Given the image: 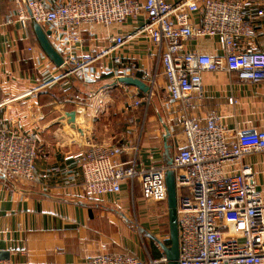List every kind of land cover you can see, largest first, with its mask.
<instances>
[{
    "label": "crops",
    "instance_id": "obj_1",
    "mask_svg": "<svg viewBox=\"0 0 264 264\" xmlns=\"http://www.w3.org/2000/svg\"><path fill=\"white\" fill-rule=\"evenodd\" d=\"M241 1L252 5L250 16L258 32L253 40H241V50L264 51V16L257 15L264 0ZM143 24L142 15L110 28L95 26L92 36L82 30L84 40L74 44L75 54L95 74L94 80L61 79V70L41 48L32 21L24 27L17 6L0 0V127H18L39 139L35 181L7 183L0 178V258L21 264H87L103 253H127L144 261L164 254L156 240L144 241L132 227L139 222L148 232L147 207L136 205L142 199L138 183L134 191L125 183L118 194L84 196L79 159L87 137L130 145L122 160L136 155L152 166L166 164L185 145L178 126L184 111L202 121L216 112L230 132L264 129V82L240 79L236 72H203V94L193 95L195 107L171 105L157 50L137 34ZM117 36L125 37L126 43L115 47L111 38ZM186 50L222 53L216 37L190 39ZM123 78L134 82L122 83ZM139 83L150 87V93ZM134 100L142 104L135 107ZM71 112L77 114V125L84 124L80 127L84 133L72 128ZM161 117L171 131L169 151ZM244 162L254 168L264 198V151ZM167 236H160L161 241Z\"/></svg>",
    "mask_w": 264,
    "mask_h": 264
},
{
    "label": "built area",
    "instance_id": "obj_2",
    "mask_svg": "<svg viewBox=\"0 0 264 264\" xmlns=\"http://www.w3.org/2000/svg\"><path fill=\"white\" fill-rule=\"evenodd\" d=\"M10 1L17 6L24 27L35 20L51 30L52 44L63 58L61 79L94 80L95 74L75 54L74 44L84 40L82 30L92 36L95 26L110 28L143 15L137 34L157 50L171 105L183 102L187 110L194 108L193 95L202 97L205 71L226 70L252 83L264 82V51L241 50V40L258 35L250 16L252 5L241 0ZM257 15L264 16V8ZM205 37L218 38L222 53L186 50L187 41ZM111 42L122 46L126 38L113 37ZM141 104L142 100H134L135 107ZM178 126L186 142L173 155L170 167L147 166L136 155L122 160L130 145L85 138L79 159L84 196L118 194L125 183L134 191L138 183L143 199L166 203L165 175L172 168L178 193L179 263L264 264V198L254 168L244 162L248 155L264 151V129L230 132L216 112L202 121L184 111ZM38 156V137L18 127H0V176L5 182H34ZM167 262L165 254L144 261L127 253H103L87 264ZM0 264L21 263L0 258Z\"/></svg>",
    "mask_w": 264,
    "mask_h": 264
},
{
    "label": "water",
    "instance_id": "obj_3",
    "mask_svg": "<svg viewBox=\"0 0 264 264\" xmlns=\"http://www.w3.org/2000/svg\"><path fill=\"white\" fill-rule=\"evenodd\" d=\"M32 25L37 37V40L45 52V54L50 58V60L60 68L63 65L62 55L57 51L50 40L51 30H45L39 23L35 20H32ZM134 79L123 78L122 83H133ZM133 81V82H132ZM131 82V83H130ZM143 91L150 93V87H146L144 83H139ZM70 117L69 123L73 126L72 128L76 129L80 133L82 132L79 125H77V114L75 112L68 113ZM160 121L163 125V140L165 143V148L169 151L170 145L168 143L169 137L171 136V131L169 126L166 124L165 120L161 117ZM173 163V158L169 159L166 162V165L169 167ZM1 179H4L3 176H0ZM166 187H167V214L169 220V239L170 245H166L163 241L150 234L144 228H138L141 233L149 236L150 238L156 240L168 260L167 264H180L179 263V233H178V214H177V202H178V193H177V184H176V175L175 171L172 168H168L165 175ZM135 223H132V227H135Z\"/></svg>",
    "mask_w": 264,
    "mask_h": 264
},
{
    "label": "rangeland",
    "instance_id": "obj_4",
    "mask_svg": "<svg viewBox=\"0 0 264 264\" xmlns=\"http://www.w3.org/2000/svg\"><path fill=\"white\" fill-rule=\"evenodd\" d=\"M152 101H153V98H152ZM83 103H85V104L88 103L87 99L83 100ZM151 104H152V102H151ZM79 127L83 128L84 124H82ZM136 205H145V207H147V211L149 213H147V215H146V217H147L146 228H148L147 230L150 234L154 235L155 237H157L160 240H161V237H165L167 234L169 237V220H168V214L166 212V210H167V204L166 203L149 201V200H145L142 198L141 200H137ZM143 227H145V226L141 225L138 222V224L135 225V227H133V228L135 230H138V228H143ZM155 232H156V234H154ZM141 236H142L144 241L153 243V239L146 237L144 233H142Z\"/></svg>",
    "mask_w": 264,
    "mask_h": 264
},
{
    "label": "trees",
    "instance_id": "obj_5",
    "mask_svg": "<svg viewBox=\"0 0 264 264\" xmlns=\"http://www.w3.org/2000/svg\"><path fill=\"white\" fill-rule=\"evenodd\" d=\"M164 243H165L166 245H170V239H167L166 241H164Z\"/></svg>",
    "mask_w": 264,
    "mask_h": 264
}]
</instances>
